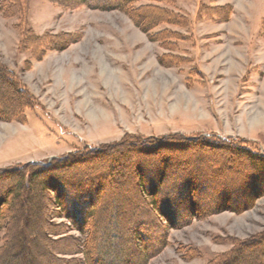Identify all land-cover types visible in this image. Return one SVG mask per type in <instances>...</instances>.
<instances>
[{"label":"rangeland","instance_id":"rangeland-1","mask_svg":"<svg viewBox=\"0 0 264 264\" xmlns=\"http://www.w3.org/2000/svg\"><path fill=\"white\" fill-rule=\"evenodd\" d=\"M27 1V25L0 7V191L27 173L0 264H262L264 192L230 206L264 167L225 147L264 153V0H216L223 24L194 15L214 0H176L166 43L120 9Z\"/></svg>","mask_w":264,"mask_h":264},{"label":"trees","instance_id":"trees-1","mask_svg":"<svg viewBox=\"0 0 264 264\" xmlns=\"http://www.w3.org/2000/svg\"><path fill=\"white\" fill-rule=\"evenodd\" d=\"M73 1H75L72 3L73 6L86 5L87 7H90V8H98V9H105V10L106 9L108 10L120 9L131 18V20L140 30H142L144 33L148 35L150 40L159 41L161 43L169 42L173 38L172 36L175 35L176 33L175 31L171 32V30H168L167 28L159 30L155 33H152V31L155 28L161 25H175L176 26V25H186L187 24V21L185 20L187 17L185 16V14H183L182 12L178 11L175 8L176 0H114L112 3H106L104 0H73ZM142 1L144 3H140ZM16 4H19L20 6L22 5V7L14 15L18 16L19 19H21V22L19 24H22L25 22V25H27L28 14H29L27 0H4V1H1L0 7L1 9H3V12L5 13V15H7L6 7L9 9L11 6L16 5ZM231 13H232V10H231L230 5L213 7V6L207 5L206 3L203 4V2H201L197 8L196 19L199 20V19L208 18V19L219 20V21L228 20ZM23 18L25 19L22 20ZM28 29H29L28 31H31V28H28ZM166 33H168L169 36L165 35ZM13 119L19 120L20 118L18 116ZM182 137H184L187 140H190V138L188 139L185 136H182ZM210 138H214V137L211 136ZM215 138H217L216 140H219L221 142L227 141L219 136H215ZM240 140L234 146L228 145L225 147V149H227L229 152L236 151L237 154L239 155L247 156L248 158L255 161L257 164H260L261 166L264 167V153H262V151L260 152V149L257 146V143L256 142L251 143L249 140L243 139V138H240ZM253 145H254V148L252 147ZM25 170L26 169L24 170L15 169L14 171L13 169L10 172L6 171L7 173H9V175H14L17 178L14 179V181L10 182L7 187L2 189V192L0 191V200L2 201V202L0 201V216H2L1 215V213L3 212L2 209L6 210V206H8V210L9 209L12 210L10 218H15L16 220H18L19 216L16 212V209H17V205L19 204V201H21L20 199L22 197L21 191L24 190L23 185L26 182L25 180L27 178V173ZM45 172H46V169L43 167L35 168L33 172H31L32 175L29 174V177H30L29 179H33L32 176H37V175L42 176V174H44ZM52 173L53 172H50L49 174L51 177H52ZM159 186L160 184H157L156 186H154L153 189L157 191ZM253 186L254 188L252 189L251 193L245 192L244 194H242L241 199L237 197L233 202L234 206H230V208L234 209L235 211L242 210L248 206L250 201H252L254 198H257L256 197L257 191L264 192V181L259 186H257L256 183H253ZM42 187H43V183H42ZM140 187L143 191V194L146 195L142 183L140 184ZM42 189L47 192L49 190L53 191V193H55V198L60 200V195L62 193H59L57 191L56 186H48L44 184V187ZM152 195H153V200L152 202H150V205L146 203V206L151 212L154 211L155 206H158L156 203L157 200L156 199L154 200V196H156L157 193L155 192V195L154 194ZM41 197H43V194H41ZM43 198H45V196ZM43 198L39 200H45ZM227 204L231 205L230 203H227ZM216 205H219V203H217ZM229 205L223 204L221 206L225 207ZM74 220L75 219H73L72 221ZM75 221L78 222L77 219ZM81 221H83L84 224L86 223V220L84 219L83 215H81ZM260 242H261V245H264L263 244L264 237L261 239ZM135 249L137 251V248ZM245 249L247 248L242 247V249L240 248L238 251L239 252L243 251V253H245L246 252ZM106 255H109V253H107ZM118 255L119 256H117V260L120 259L121 257L119 253ZM122 261H123V258H122ZM122 261L121 263L127 264L124 261L123 262ZM259 262H263L262 264H264V258L259 260ZM104 264H108V263L106 262ZM243 264H247V263H243Z\"/></svg>","mask_w":264,"mask_h":264},{"label":"crops","instance_id":"crops-1","mask_svg":"<svg viewBox=\"0 0 264 264\" xmlns=\"http://www.w3.org/2000/svg\"><path fill=\"white\" fill-rule=\"evenodd\" d=\"M216 0H214V4L213 5H210V6H213V7H216V6H224V5H230L231 6V10H232V13H231V15L233 14V12H234V8H233V5L231 4V2H220L219 1V3L216 1ZM197 8L198 7H196V10L194 11V15L196 16V13H197ZM231 15H230V17H231ZM230 17H229V19L228 20H213V19H208V18H204V19H199L198 20V22H206L205 24H208V23H210V24H212V23H214V24H223V23H227L228 21H230ZM204 24V23H203Z\"/></svg>","mask_w":264,"mask_h":264}]
</instances>
